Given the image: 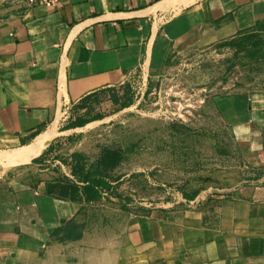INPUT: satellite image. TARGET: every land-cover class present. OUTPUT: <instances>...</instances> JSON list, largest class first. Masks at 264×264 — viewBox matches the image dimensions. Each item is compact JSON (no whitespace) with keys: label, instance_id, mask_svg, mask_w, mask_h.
I'll list each match as a JSON object with an SVG mask.
<instances>
[{"label":"crops","instance_id":"crops-1","mask_svg":"<svg viewBox=\"0 0 264 264\" xmlns=\"http://www.w3.org/2000/svg\"><path fill=\"white\" fill-rule=\"evenodd\" d=\"M259 22L264 0H0V264H264V186L199 207L90 217L18 169L55 142L68 104L158 70L174 47ZM212 107L245 161L264 168V86Z\"/></svg>","mask_w":264,"mask_h":264},{"label":"rangeland","instance_id":"rangeland-1","mask_svg":"<svg viewBox=\"0 0 264 264\" xmlns=\"http://www.w3.org/2000/svg\"><path fill=\"white\" fill-rule=\"evenodd\" d=\"M263 86L264 24L208 46L174 47L158 70L65 106L55 142L18 169L84 202L90 217L199 207L250 192L264 186V168L245 161L212 99ZM107 150L121 156L113 167L97 163ZM81 171L105 185L86 195Z\"/></svg>","mask_w":264,"mask_h":264},{"label":"trees","instance_id":"trees-1","mask_svg":"<svg viewBox=\"0 0 264 264\" xmlns=\"http://www.w3.org/2000/svg\"><path fill=\"white\" fill-rule=\"evenodd\" d=\"M263 24H264V22H259L255 27H260ZM244 32H246V31L239 32L237 35H240ZM120 159H121V156H120L118 151L107 150L103 154L102 158L97 161V163H101V164L104 163L105 166L110 165L111 167H113L120 161ZM79 179L86 184V186H85V194L86 195H87L86 190H94L96 188L98 189L99 187L105 185V181L103 180V177L98 175L97 173H91V171H87L85 173L84 172L82 173V171H81Z\"/></svg>","mask_w":264,"mask_h":264},{"label":"built area","instance_id":"built-area-1","mask_svg":"<svg viewBox=\"0 0 264 264\" xmlns=\"http://www.w3.org/2000/svg\"><path fill=\"white\" fill-rule=\"evenodd\" d=\"M29 6L45 5L47 7H54L57 4V0H27Z\"/></svg>","mask_w":264,"mask_h":264}]
</instances>
